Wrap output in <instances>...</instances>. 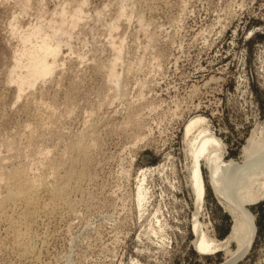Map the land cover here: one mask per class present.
Listing matches in <instances>:
<instances>
[{
    "label": "rangeland",
    "instance_id": "1",
    "mask_svg": "<svg viewBox=\"0 0 264 264\" xmlns=\"http://www.w3.org/2000/svg\"><path fill=\"white\" fill-rule=\"evenodd\" d=\"M74 2L0 0V264L223 263L224 250L194 245L195 220L217 242L232 218L206 168L193 188L189 141L207 128L240 162L264 133V0H85L55 71L19 97L20 35ZM110 22L123 37L116 85ZM11 174L37 184L32 201L7 199ZM246 207L256 235L232 264H264V195Z\"/></svg>",
    "mask_w": 264,
    "mask_h": 264
},
{
    "label": "bare ground",
    "instance_id": "2",
    "mask_svg": "<svg viewBox=\"0 0 264 264\" xmlns=\"http://www.w3.org/2000/svg\"><path fill=\"white\" fill-rule=\"evenodd\" d=\"M16 1L25 10L32 2V0H16ZM74 1H75L74 2L75 5H73L71 9H68L67 7H61L58 11H55L57 12L56 15L60 16L59 21L52 19L49 21L47 20L48 22L46 27H44L42 24L41 25L37 24V26H35L34 28L27 30L26 33L21 35L19 34L21 36V37L19 36L21 38V41L24 43L23 45L24 47L22 48L21 51H19L21 52L19 53L20 54L19 57L15 56L18 59L17 58L16 60L14 59L15 64H13L14 67H12L13 71L12 72L10 71L11 74L9 73L10 80L14 81L17 84L16 86L19 92V95L18 94L17 95L19 97L22 95L21 93L25 86L29 88L34 87L38 81H42L47 77L51 76V74L55 71L56 67L58 66L59 64L58 57L60 55L59 53L61 52L60 46L63 43V39L61 38H63L64 36H70L71 29L74 26H77V24H79V22L82 21V18L83 19L85 18V9H84L85 0H81V1L74 0ZM121 10L119 12H122ZM96 18H98V16ZM108 26L109 29L107 28L106 29L108 31L110 30L109 35L113 34L112 35L113 37L112 36L109 37V42L111 48L113 49L112 51L114 53V56L112 62L109 64L108 67L107 78L108 81L116 85L119 81L120 75L115 68L120 60L121 50L123 47V37L118 35L119 36L118 39H115L116 34L114 35V32H118L117 31L118 26L115 23L110 22ZM23 57H25L26 59L25 61L21 62V58ZM20 65L24 67L25 69L24 73H19L16 71L18 67H19L18 71L21 70ZM27 87H25V89ZM42 103L44 104V102ZM202 121L203 120L201 118L193 119L190 123L187 124L186 131L187 132H190V130L193 131V129H196L197 124H200ZM263 134L264 133L260 131L259 133L252 134L248 138L246 144L243 147L242 159L240 162L225 160L224 158L225 148L223 146L222 141L207 128L200 130L191 140V142L189 141L190 156L192 160L190 170H191L193 188L195 189L196 187L199 190V192L201 193L203 192L202 191L203 177L201 174L202 172L201 167L206 168L209 173L208 181L210 182L214 190V193L220 199L225 209L230 213L232 218V226L230 233L227 235V237L224 240L217 242H213L214 240L206 236L205 233L200 229V227H198V223L195 220L196 238L194 241V245L196 247V250L197 251L204 250L206 252H213L214 250H218V249L224 250L225 260L221 264H232L238 261L239 259H241L243 256H245L249 252L256 235L257 226H256L255 217L246 206L258 200L261 196L264 195V135ZM77 146H78L77 144L73 145V150L76 149ZM18 175L20 176V174H17V176ZM13 176L14 175L11 176L13 178V182H12L13 186H11V189L6 192V193L9 192L8 195L5 194L7 196V199L22 197V199L24 198L28 202L34 197L33 195H35L33 192V189L35 190L36 188V187L33 188L35 184L30 183L33 180L28 181L24 178L21 177L17 178V176L15 177ZM7 189H9V187ZM4 197L1 196V198ZM196 208L197 211L200 209V199L197 202ZM197 211L194 214L195 216L197 215ZM231 244L235 245L234 249L229 248Z\"/></svg>",
    "mask_w": 264,
    "mask_h": 264
}]
</instances>
